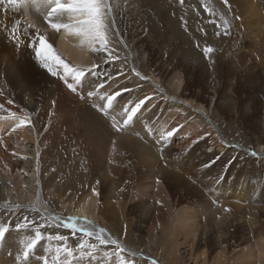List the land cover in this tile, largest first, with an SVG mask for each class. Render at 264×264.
<instances>
[{
  "label": "bare ground",
  "instance_id": "bare-ground-1",
  "mask_svg": "<svg viewBox=\"0 0 264 264\" xmlns=\"http://www.w3.org/2000/svg\"><path fill=\"white\" fill-rule=\"evenodd\" d=\"M26 1L32 2V4L28 6L30 14H28L27 11L22 12L19 7L12 8V6H8L6 7V11L4 13L10 14L5 15L6 21L3 24L4 29L0 27V64L3 63V61H6L3 69L0 68V83L5 86L3 91L13 93V101L17 104L22 103L23 97L30 98L33 102V107L40 108V112H37L38 116H41L44 113V108L42 107L43 105L47 104L52 112V108L55 107L56 110V104L61 100L63 102L67 101L70 96L75 99L78 107L74 114L72 112L71 113L73 114L75 122H77L78 126L80 127L79 131L81 133L82 131L85 132L82 135L84 136L82 141L87 146H90L89 151H87V155L94 163H96V166L99 165V163H102L103 167V162L106 161L105 167L102 168L104 170L103 176L108 174V177H111V180L107 184V179H102V177L95 178L91 182V186L87 187L84 191L68 192L64 186H61L60 189L57 190L56 185L54 184L55 174L54 176L45 178L43 175L44 169H42V166L44 165L43 161H47L46 165L48 166L52 160H55L54 158L59 154L58 150H60L59 148L61 143L64 141L61 139L59 140L56 138V136H41L40 138H37L39 136L37 135L36 129L39 128L36 125L39 124V121H34L31 117L28 118L31 126L28 127L25 134L26 136L23 138V151L17 149V151L14 153V150H12L13 154H7L4 152V150L7 152L8 147H5L3 151H0V225L8 226L10 228V232L7 234L6 240L0 243V261L4 257H10V255H12V259H9V261L14 264L17 254L22 253L23 251L24 242L33 239L35 233L39 231L42 234V239L35 246L33 253L30 254L29 261L25 262V264H42V260H38L37 256L51 257L54 254L53 250L47 251L46 246L50 243L62 244L61 242L64 240L63 239L60 242L48 241L49 239L47 240L44 238L46 237V233L49 232L48 230L55 231L57 234L71 235V237L72 235L74 236L75 234H79L83 237H86L87 239L91 238L98 240L95 235L87 236L79 231L80 228H85L91 232H99L100 229H103L104 238L110 236L112 239L118 240L125 249L123 253L132 259L140 261V263L145 262L146 258L148 262H145L146 264H153V261H155L156 264H160L153 258L147 257L148 255L146 256L142 254L144 252L137 251L131 246V242L128 240L130 239V232L128 230L127 224L124 225V223L120 224L114 220H107L109 217L105 219L103 216L104 214L102 215V212L105 211L103 208H100V201L98 199L99 190L109 186L107 187L109 195L116 196L119 192L118 188L122 187L120 183L117 184L120 176L124 175L126 179L129 175L127 168L115 169L113 164L111 165V159L116 156V149L118 148L117 144L121 142H125L129 148V151L134 157H136L137 152V162H139V164H137L139 168L144 172L143 175L146 179L152 180H149L150 183L147 185L141 184L142 189H140V186L137 185L139 187L137 189L139 190H133L134 192H132L134 194L131 193V197L141 195L143 198L144 196L149 198L148 201L143 200V203L139 202L141 206H143L142 209L146 208L147 212L145 214L149 213L148 210L155 205L158 197H163L162 201L166 202V211L169 212L172 206H170L168 203L167 194H162L165 193L164 191L166 188L159 180L162 178L163 180L167 181L168 184H172L174 181L170 182V178L168 179L166 176L161 175V168H159L155 163L156 160H152V158H155L158 155L159 148H163L166 146V144H168L161 140V134L169 132L168 128L170 129V126L172 125L170 122L172 119H174V121L177 123L185 124L184 129H188L193 132V134L196 133V135H198L196 123L189 124L188 122L180 121V116L183 117V112L188 113L192 117L196 116L197 119L198 117H202L212 128L216 125L214 122L215 112L220 110L218 107H216V111L214 110L215 112H213V110H208L206 107H204L201 102H196L197 104H193L195 101L189 97H184L186 95L182 93L184 90L182 81L183 73L180 70L175 69L172 72V76L168 80H165L167 81L166 83L156 77L155 73L152 71L153 68L151 66L153 65V62H151L149 59L150 55L146 56L147 54H150V49L147 47V42L150 40L148 38H151V36L147 35V32H145V34L141 33V30L144 31L143 23L148 24V31L153 32L156 27V18L155 16L151 15L150 12H154L156 10L161 11L162 9L165 11V16H162L161 18L164 19L166 23V26H164L166 34L173 38V43L175 45L180 43L181 45L178 46H182L184 43L187 45L191 44L195 48H193L195 51L198 49L200 43H202L203 46L212 44V48L215 51L218 49L223 40L222 38L216 36L215 31L213 30L214 25L208 22L209 15L207 10L213 11L214 14L218 13L217 19H219L223 24L225 20H232L229 17L233 18L236 13H240L241 18H257L255 24H251L253 27L252 30L254 29L253 32L251 31V35L253 36L254 40H256V45L262 48L261 46L264 45V2H261L260 0H233L231 3L228 1L225 3V0H212L217 4L215 7L216 9H214L212 6L207 8L208 5L204 0H109L113 8L112 13L110 14L112 21L111 25L106 22L107 19L105 20V23L109 26L108 38L110 43L108 47L113 49L115 57L114 59L109 60L107 53L98 52L95 50L99 48L98 43H90L85 37L76 34L77 28L74 27L75 20H73L69 14L60 13L56 14L52 18L53 22L55 23L70 25V27L67 29L61 28L60 31L57 32L56 30L50 28L47 23H45V15L48 11V5L52 2V0H25V2ZM24 9L26 10L27 7L24 6ZM219 10L223 12L225 17ZM25 15H30V19L27 21L29 28L24 24H19L20 34H18V42L8 40L7 34L4 33L7 32L10 21H16ZM217 22L219 27L222 29V26L218 20ZM247 24L250 23L246 20L245 28H248ZM241 28L239 26V30H241ZM38 34L47 38L48 43L52 44L55 54H57L65 63H67L70 68L82 69L87 74L81 85H75V82L72 80L70 75L66 78V80L61 79L60 77L64 76V71L61 67H53V71L57 73L56 76H53L41 66V63L38 61L35 52L31 47L33 43H36L38 46V41L36 40ZM120 43L122 45H120ZM253 43L255 42L253 41ZM160 47L161 46H159V48ZM167 50L169 51V49ZM6 51H9L10 58H17V61H25L23 65L17 62L21 69L18 75L13 71L15 70V67L11 66V61L14 60H4L6 58L4 54ZM214 51L211 53V55H213L211 58L213 59L217 55ZM200 53L201 55H204L202 52ZM167 57L170 58L171 62L174 60L173 54H170ZM230 57L232 59L234 58L233 56ZM212 62L209 64L211 71L209 78L207 75H204L201 72L202 77L204 81H207L212 89H214V94L216 96L229 99L230 94L222 90H229V88L233 86L234 80L232 75L234 76V69H232V71L229 69H221L219 67L221 65L215 63L212 64ZM262 62L264 63V61ZM233 63L234 64H230H232L236 69H239L243 66V64H237V62ZM7 64H10V69H7ZM259 64L260 62L258 65ZM94 65H96V67H94ZM170 65L171 64H168L169 67ZM144 66L147 67V72L145 73L142 69ZM249 66H251V64ZM249 66H245L246 68L244 71L248 70V68L251 70L254 69V65L253 68H250ZM171 68L173 67L171 66ZM4 70L6 75L3 76ZM222 70L228 71L227 73L231 72L232 74H226L224 76V72H222ZM207 71L209 72L208 69ZM244 71L241 70L240 72L244 73ZM246 73L245 75L248 78L246 81L248 84L247 86L251 90L249 92V97L246 101H242L241 99L236 100L234 104L235 110L232 112L239 113L238 118H241V120L244 122L245 130L247 129L251 132L256 129L255 125L253 124V118H258V110L261 108V116L263 121L260 122V126L264 130V91L259 90V88L264 85V81H259L253 78L252 73ZM58 80L61 82V85H58ZM67 83H73L76 87V91H70L66 86ZM100 85L103 86L100 87ZM238 87L239 86H237V88ZM89 91L95 94L89 97ZM117 92L122 94L115 98L113 105L109 109L102 111L104 105L107 103V96L114 95ZM82 96L83 99L81 98ZM140 100H146L147 106L143 105L133 118V121L125 126L123 121L127 119L128 115V112L125 111V106H127L128 111H130L131 107H134L135 104ZM162 102L165 104V107L162 106L163 109L160 107V103ZM177 110L180 111V114L176 115L174 112H177ZM148 111L149 116L147 115ZM4 113L5 112H0L1 132L5 127L3 124L5 119V116L3 115ZM59 113L60 112H53L52 115L54 118H57L58 115H61ZM176 116L178 117L177 119H175ZM7 117L10 119L12 116L8 115ZM51 121L54 123L53 120ZM58 123L59 122L56 124L59 125ZM154 123H156V125H154ZM65 124L66 121H62L60 125L56 127L62 128ZM169 124L170 126L165 128ZM51 127H49V129ZM117 128L120 130L117 131ZM47 130L44 129L46 133ZM64 134L65 133H63V135ZM60 136H62V134ZM221 136L223 138L221 143H223L224 146H229L230 143L228 137L223 130L221 131ZM262 141L263 144L257 145L258 149H253L255 150V157L249 158L252 162L255 161L257 163L256 167L245 168V165H243L240 167L238 172H250V174L252 173L254 175L253 177L256 178L257 176L258 181L254 186H256L257 189L262 188L264 190V139ZM110 143L116 147L115 149L108 151L105 148L108 147ZM41 145L44 146V149H40ZM224 146H222L223 151L225 149ZM235 146L236 148L241 147L250 155H253L254 153L251 151L252 149L250 147L245 146L242 143H237ZM208 150H210V147L207 146L206 151ZM234 153L235 152H233V154ZM15 154H21L24 164L22 169H16L13 174L9 171L11 164H9L8 161L10 158L9 156L13 155L15 157ZM211 157L213 156H208V161L211 160ZM57 159L55 163L60 161L59 157ZM228 160L229 159H226V161ZM165 164L167 166L166 162ZM208 167L207 169L209 171H205V173L202 175L203 177L212 176L211 174L215 173L216 171L219 172L221 168H223V165L220 164L219 161H216L215 164L213 163L212 166L210 164ZM47 168L48 167H46V169ZM102 169L99 171H102ZM165 173L170 174L167 172ZM188 176L189 175H186V177ZM176 177L178 178V176ZM100 179L104 182V184L102 182L101 186L98 185ZM68 184L71 187L82 186V183H79V181L75 183L68 182ZM124 184L126 185V182ZM172 185L176 187V189L181 188L183 191L186 189L182 185V182H178L176 184L174 183ZM239 187L244 188H239L240 190L238 191H234V188H229V195L226 193L228 195L227 198L223 197L221 194H218L219 192H214L213 195L209 193L207 195H210L209 197H211V199H204V201H201L200 204L197 205L193 204L195 206L193 209L191 208L192 206L188 207L190 204L186 206L182 205V208L175 210L172 214H170L168 218L169 221H166L165 224L160 223L158 225L160 229H163L162 234L164 233L165 238L167 239V242H164L166 243L167 247L165 250L163 249L161 251V254L164 253L162 254L164 260L170 261L168 264H186L183 261L182 255H180V246L186 243L189 245V247H191V249H193L194 242L196 241V237L199 233H201L202 236L207 239L206 243L208 244V238L211 237L209 234L214 232L216 233V237L218 233H221L225 228H228V224L230 223V221H228V219H230L228 216L231 215V210L227 212L228 209L237 210L240 209L242 205L248 203V208H252L254 210H252V212H254L255 215L258 214V210L261 207L258 205H250L249 202L254 200L255 202L252 204H258V202H260L259 196L262 195L264 191H259V193H256L251 192L250 189H248L249 192L247 193L245 190L246 186L244 184L240 185ZM223 189L224 190L222 193H224L226 188ZM93 190H95L96 194H94ZM129 191L130 190H124L123 192H120L122 194L121 197L124 196L126 198L125 193L127 192L128 194ZM151 191H154L153 193L156 192V195H153ZM140 192H142V194H140ZM252 197H256V200L252 199ZM125 202L119 201V204L122 206V208H125ZM70 222H75V227L77 229L76 231H73L72 228L65 226ZM20 224L25 226L21 227L19 231H17V225ZM118 226L120 227L118 228ZM247 226L249 228L248 233L252 235H249L248 240L246 239L247 243L249 244L245 246V248H240L241 250H238V252L233 255L232 260L236 261L235 264H264V239H260L264 237V231H258V228H253L251 225ZM210 227L212 231H209ZM116 228L117 231H120H118V235H121V238L115 235L116 233L114 234L113 231ZM148 235L150 238H152V241L157 239V237L152 233ZM75 236L79 237L78 235ZM255 237H257V240H255L256 242L253 243L252 239H255ZM68 238L70 239V237ZM122 238L124 241L121 240ZM8 239H10V242L7 241ZM228 239L229 238L226 237L217 239L219 242H221V244H216V248H218L219 251L213 258V264H222V258H224L225 255V249L223 248V245L229 241ZM64 245L63 247H66L65 243ZM108 245L115 247L111 244ZM196 245L198 248L199 244L197 243ZM207 249L209 250L208 247ZM205 252L206 251L204 249L201 250L203 261L202 264L205 262ZM59 258L61 257L59 256ZM53 260L50 262V264H53ZM4 262L2 261L0 264H4ZM196 263L197 259L195 257L194 264ZM108 264H110V262Z\"/></svg>",
  "mask_w": 264,
  "mask_h": 264
},
{
  "label": "rangeland",
  "instance_id": "rangeland-1",
  "mask_svg": "<svg viewBox=\"0 0 264 264\" xmlns=\"http://www.w3.org/2000/svg\"><path fill=\"white\" fill-rule=\"evenodd\" d=\"M199 1H201V0H199ZM204 1H206V4L208 5V7H207L204 4L207 8H210V6H212V7H214V9H216L215 7L217 4L214 1H212V0H204ZM227 1L229 3H231L233 0H227ZM260 1L264 2V0H260ZM219 11H221V10H219ZM207 12H208V15L210 16V17L208 16V22L210 24L212 23V25H214L213 30L215 31L216 36L222 38V40H223V42H221V44L219 45L218 49L214 51L217 54L216 57H214V59L211 58L213 56L211 54L208 58H206L204 55H201V53H200V52H202V54H204L203 48L205 46L212 47L213 46L212 44H208V45L203 46L202 43H200V45L198 46V49L195 51H194L195 48L191 44L187 45L184 43V44H182V46H178V45H181V43H180L178 45H175L173 43V38H171L168 34H166V30L164 28V26H166V23H165V20L161 18L162 16H165V11L162 9H161V11L156 10L154 12H150V14L155 16V18H156L155 30L153 32L148 31V28H147L148 24H145V23H143L144 31L141 30V33L145 34V32H147V35L151 36V38H148L150 40H148V42H147V45H148L147 47L150 49V54H147L146 56L150 55L149 59L151 62H153V65H154V66L153 65L151 66L153 68L152 71L155 73L156 77H158L164 83H166L167 81H165V80H168L172 76V72L175 69L180 70L183 73L182 81H183V89L184 90L182 91V93L186 95L184 97H189L190 99L195 101V102H193V104L194 103L197 104V103L201 102V104L204 105V107H206L208 110L209 109L213 110V112L216 111V107H218V109L220 110V111L215 112L214 122L216 125H215V127H212V128L208 124V122L206 120H204L202 117H198V119H197L196 116L192 117L188 113L183 112V117L180 116V121H185V122H188L189 124L190 123H192V124L196 123L198 135H196V133L193 134V132H191L188 129H184L185 124L177 123L174 121V119H172L170 122V124H172L171 126L169 124L165 127V128H167L170 126V129L168 128L169 131H173V130H177V129L178 130L175 131L173 136L168 138V140L166 141V143H168V144H166L165 147L159 148L158 155L155 158H152V160L157 161V162L155 161V163L157 164V166L159 168H161V175L166 176V178H168V179L170 178V180H169L170 182L174 181L172 184L182 182V185L186 189L184 191L181 190V188L176 189V187H174L171 183L168 184L167 181H165L161 178V180H159V181L166 188L164 191L165 193H162V194H167L168 203L170 206H172V208L169 210V212L166 211L167 210L166 202L162 201L163 197H158L155 205L148 210L149 213L145 214L147 212V210H146V208H143L144 209L143 210L142 209L143 206H141V204L139 202L143 203L144 201H148L149 198L147 196H144V198H143L141 195L140 196L138 195L139 197L138 196L131 197V195L134 194L133 190H139V189H137V188H139L138 186H140V189H142L141 184L147 185L150 183L149 180H152V179H146L144 177V175H143L144 172L138 166L139 162H137L138 161L137 152H136V157H134L133 154L129 151V148L125 144V142H121V143L117 144L118 148L116 149V156L111 159L112 160L111 165L113 164L115 169L116 168H127L129 175L130 174L131 175L130 176L128 175V177L126 179H125L124 175L120 176L117 184L120 183V185L122 187L118 188L119 192L116 196L109 195L108 189H107V187H109V186L105 187L102 190H99V195H98V199L100 201V208H103V210L106 212V213L102 212V215L104 214L103 215L104 218L107 219V217H109V219H107V220H110V221L114 220L120 224L124 223V225L127 224L128 230L130 232V239H128V240L131 242L130 243L131 246L134 247L135 250H137V251L144 252V253H142V252L141 253L146 255V256L148 255L147 257L153 258L154 260H156L160 264H168V263H170V261L164 260L163 256H162V254H164V253L161 254V251L163 249L165 250V248L167 247L166 243H164V242H167V239L165 238V234L164 233L162 234L163 229H160L158 227V225L160 223L165 224L166 221H169L168 218H169L170 214H172L175 210H179L180 208H182V205L186 206V205L190 204V205H188V207L192 206L191 208L193 209L195 207L193 204L197 205V204H200L201 201H204V199H206V200L211 199V197H209L210 195H207V194L210 193L211 195H213L214 192L215 193L219 192L218 194H221V195H223V197L227 198V196L229 195V192H230L229 188H234L233 189L234 191H238V190H240L239 188H242V189L244 188V187H239L242 184H244L246 186L247 189L245 188V190L247 193L249 192L248 189H250L251 192H256V193H259V191H261V192L264 191L262 188L257 189L256 186H254L255 183L258 181L257 176H256V178L253 177L254 175L252 173L250 174V172H241V173L238 172L240 167H242L243 165H245V168L256 167L257 163L255 161L252 162L249 159V158H254L255 155H250L241 147L236 148V146H235V144H237V143H242L243 145L250 147L252 149L251 151L254 152L255 150H253V149H258V147H257L258 144H263L262 140L264 139V130L260 126V122L263 121V118L261 116L262 110H261V108H259L258 118H255V119L253 118V124L255 125L256 129L254 131H251V132L248 131L247 129L245 130L244 122L241 120V118H238L239 113L232 112L233 110H235L234 104H235L236 100L241 99L242 101H246L247 98L249 97V92L251 90L247 86L248 84L246 81L248 78L245 75L246 72L252 73L253 78H255L259 81H264V78H263L264 77L263 76L264 75V63L262 62V61H264V45L261 46L262 48H260V46L258 47L256 45L257 44L256 40H254L253 36L251 35L252 34L251 31L253 32V30H254V29L252 30V28H253L252 25L255 24V21L257 20V18L252 17L251 19L249 18L250 19L249 20V19H245V17L241 18L240 13H236L233 18L229 17L232 20H229L227 18L228 19V21H227L228 22V29H227V31H225V29L223 28L224 24L219 19H217L218 13L214 14V12L210 11V10H207ZM221 13L223 14L222 11H221ZM221 13H219V14L222 15ZM224 17H225V15H224ZM216 19L221 24L222 29L219 27ZM142 20H141V22H142ZM246 20L250 23V24H247L248 28L247 27L245 28ZM111 21L112 20H111V17L109 15L106 22H108L111 25ZM239 26H240V28L242 26L241 30H239ZM253 41L255 43H253ZM170 44H173L174 46L170 45ZM30 45H31V43H30ZM120 45H122V44L120 43ZM159 46H161V47L159 48ZM167 49H169V51ZM258 51H259V53H258ZM262 51H263V53H262ZM160 52H161V54H160ZM177 52H179V53H177ZM184 52H185V54H184ZM215 53H213V54H215ZM4 54L6 56V58L4 60H7V59L8 60L9 59L14 60V61H11V66L15 67V70H13V71L18 75L19 72L21 71V69L18 66L17 62L19 64L23 65L25 61H23V60L17 61V58L16 59L10 58L9 51H6ZM170 54H173V56H174V60L172 62H171L170 58L167 57ZM230 56H233L234 58L232 59ZM161 59H162V61H161ZM165 59H167V60H165ZM210 62H212V64L215 63L218 65H221V66H219L221 69H225V70L229 69L230 71H232V69H234V76L232 75V78L234 80L233 86L231 88H229V90L228 89L222 90V91L228 92L230 94L229 99H225L224 97L222 98L220 96H216L214 94V89H212V87L210 86V84L207 81L206 82L204 81L201 72L204 75H207L209 78L210 73H211L210 67H209V64H211ZM233 62H237V64H243V66H242L243 68L242 67L239 69L234 68V66L232 65V64H234ZM259 62H260V64L258 65ZM230 63H232V64H230ZM5 64H6V61H3V63L0 64V68L3 69V66ZM168 64H171L170 67L168 66ZM250 64H251V66H249ZM244 65L249 66L250 68H253V65H254V69L251 70L247 67L248 70L244 71V69L246 68ZM171 66L173 68H171ZM7 69H10V64H7ZM142 69H143L144 73L147 72V67L144 66ZM196 69H198V70H196ZM207 69L209 70V72L207 71ZM241 70H243L244 73H241L240 72ZM222 72H224L223 73L224 76L226 74L227 75L232 74L231 72L227 73L228 71H224V70H222ZM259 73L262 75H260ZM4 75H6L5 70L3 71V76ZM157 75H159V76H157ZM58 81H57L58 85H61V82L60 81L58 82ZM237 86H239V87L237 88ZM4 87L5 86H3V84L0 83V102H1L0 103V105H1L0 106V112H5L3 114L5 116L4 117L5 118L4 123H3L5 127L2 129L3 130L2 132L0 130V133H2V134H0V146L2 145L0 147V151H3L5 147H8L7 152L4 150V152L7 154H10V153L13 154L15 151H17V149H20V151H23V149H24L23 138L26 136L25 135L26 130L28 129L29 126H31L30 122L28 121V118L31 117L34 121H39L38 122L39 124H41V125L43 124L42 126L39 125L38 123H37L38 125H36L39 128V129H36L37 135L39 136V137L36 136L37 138H40L41 136H50V137L56 136V138H58L59 140L61 139L64 141L61 143V146L59 148L60 150H58L59 154H60V155L59 154L57 155L60 158V161L57 162L58 165H57V163H55L56 159L58 158L56 156L54 158L55 160H52L50 162L51 164L49 163V165L47 166L46 165L47 161H43L44 165L42 166V169H44L43 175L45 176V178H48L49 176H54V174H55V183L54 184L56 185L57 190L60 189L61 186H64V187H66L68 192L84 191L87 187L91 186V182L95 178H98V177H100V178L102 177V179H104V178L107 179L108 180L107 184L109 183V181L111 180V177H108V174L104 175L105 176L104 177L103 176L104 170L102 169L105 167L106 161L103 162L104 163L103 167H102V163L101 164L99 163V165L96 166V163H94L92 161V159L87 155V151H89L90 146H87L82 141V139H84V136H82V135L85 132L82 131V133H81L79 131L80 127L78 126V123L75 122L74 117H73V114L76 112L75 110L78 107V104L75 102V99H73L70 96V98H68L67 101L63 102L61 100L60 102H58L56 104V110H55V107L52 108V112H51V109L49 108V106L47 104L43 105L42 107L44 108V113L41 116H38L37 112H40V108L39 107H33V102L30 98L23 97L22 103L17 104L16 102L13 101V99H14L13 93H8L7 91L4 92L3 91ZM201 88H202V90H201ZM203 89H204V91H203ZM205 90H207V91H205ZM259 90L264 91V85L262 87H260ZM9 101H11V102H9ZM69 102L71 103V105ZM162 103H160L161 109H163V107H165L164 102H162ZM145 105H146V103H145ZM66 108H67V110H66ZM69 110H71V111H69ZM53 112H60L59 114H61V115H58L57 118H54V116L52 115ZM174 113H176V115H177V114H180V111L177 110V112H174ZM8 115H10L12 117H10V119H8V117H7ZM147 115L149 116V111L147 112ZM177 118L178 117L176 116L175 119H177ZM47 120H48V122H47ZM51 120H53V122L55 124L52 123ZM22 121H23V123H21ZM62 121H66V124L62 128L59 127L60 128L59 129L56 126H59ZM57 122H59L58 123L59 125L56 124ZM48 123H49V125H48ZM154 125H156V123H154ZM49 127H51L50 128L51 130L49 129ZM53 128H54V130H53ZM67 128H69V129H67ZM77 128H78V131H77ZM249 128H250V126H249ZM44 129L45 130L49 129V130H47V133H46L44 131ZM222 130L226 133V135L228 137V140L230 143L229 146H227V145L224 146V144L221 143L223 140V138L221 136ZM67 132H70V133H67ZM54 133H55V135H54ZM63 133H65V134L63 135ZM61 134H62V136H60ZM165 134H166V132H165ZM74 135H76V136H74ZM63 136H65V137H63ZM75 138H76V141H75ZM42 144H44V143H42ZM62 144H63V146H62ZM110 145H112V143H110ZM110 145L108 147H106L105 149L108 151L115 149L116 146H113V145L110 146ZM207 146L210 147V150H208V151H206ZM222 146H224V148H225L224 151H223ZM122 147H123V150H122ZM157 147H159V146H157ZM41 148L44 149V146L41 145L40 149ZM12 150H14L13 153H12ZM195 152H197V153H195ZM233 152H235V153L233 154ZM201 154H203L204 156ZM208 156H213V157H211L210 161H208V159H209ZM9 157L10 158H9L8 162H9V164H11V166H10L11 170L9 169L10 173L14 174L16 169H22L23 168L24 162H23L21 154L20 155L15 154V157L13 155H11ZM190 157H191V159H190ZM226 159H229V160L226 161ZM103 160H104V157H103ZM132 161H133V163H132ZM160 161H161V163H160ZM216 161H219V163L223 165V168H221L220 171L218 170L219 172L216 171L215 173H212L211 174L212 176H208V177L204 176L203 177L202 175L205 173V171H209L207 169L208 165L211 164V166H212L213 163L215 164ZM165 162L167 163V166H166ZM0 166H1V164H0ZM46 167H48V168L46 169ZM180 168H182V169H180ZM100 169H102V171H99ZM137 169H138V171H137ZM165 172L170 173V174H166ZM186 175H189V176L186 177ZM176 176H178V178ZM234 178H236V179H234ZM122 180H123V183H122ZM178 180H180V181H178ZM78 181H79V183H82V186H79V187H73L72 186L71 187L68 184V182H71V183L74 182L75 183ZM102 182H103V180L100 179L98 185L101 186ZM125 182H126V185L124 184ZM139 183H140V185H139ZM103 184H104V182H103ZM134 185L136 186V188ZM223 188H226L224 193H222L224 190ZM124 190L125 191L130 190L128 192V194H127V192L125 193L126 198L124 196L121 197L122 194L120 192H123ZM151 192L153 195H156V192L155 193H153L154 191H151ZM140 194H142V192H140ZM172 194H173V196H172ZM224 194H226V195H224ZM143 195H144V193H143ZM259 197H260V199H259L260 202H258V204H252L255 202L254 200L252 202H249L250 205H258L261 207L258 210V214L255 215L254 212H252L253 209L252 208L250 209V207L248 208V203L242 205L241 208L237 209V210L228 209L227 212L229 210H231L230 211L231 215L228 216V218H230V219H228V221H230V223L228 224V228H225L223 232L218 233L216 235V237H215L216 233H214V232L212 234H209V236L211 235V237L208 238V241H209L208 244L206 243L207 239L204 236H202L201 233H199L198 236L196 237V241L194 242L193 249H191V247H189V245L186 243L184 245H181L180 246L181 247L180 255H182L183 261L186 264H194L195 257H196V259H197L196 264H202L203 261H202L201 250L204 249L206 251L205 252L206 255L204 258V261H205L204 264H213V258L216 256L217 252L219 251V249L216 248V244H218V245L221 244V242H219L217 239L226 237V238H229L228 239L229 241L225 245H223L224 246L223 248L225 249V251L223 250L225 252V255H224V258H222V264H225V263L226 264H235L236 261L232 260L233 255L236 252H238V250L245 248V246H247L249 244V243H247V240L249 238V235H251V234L248 233L249 228L247 225H251V227H253V228H258V231H260V230L264 231V192ZM252 199L256 200V197H252ZM105 200H106V202H105ZM119 201H124V202L126 201L125 206H124L125 208H122V206L119 204ZM157 204H158V206H157ZM232 205H234V204H232ZM154 207H157V208H154ZM152 208H154V209H152ZM146 215H147V217H146ZM151 217H153V218H151ZM238 217H239V219H238ZM119 227L120 226H118V228ZM155 229H156V231H155ZM115 230L113 231L114 234L116 233L115 235H117L119 238H121V235H118L119 230L117 231V228ZM48 231L49 232L46 233V237H44L47 240L49 239L48 241L60 242L63 240V239L59 240V241L56 240L55 239L56 236H61L64 238V240L61 242L62 244L50 243L46 246L47 251L53 250L54 254L53 255L51 254L52 255L51 257H39V256H37L38 260H40V259L42 260V264H43V258H47L48 264H50V262L57 256V252H56L57 248L61 249V251H60L61 253H59V256L61 257L60 261L61 260L62 261L60 264H97V263L98 264H105V262H106V264H108L109 262H110V264H119V261L117 260V257L115 255L117 249L113 246H110L108 244H101L98 240L91 239V238L87 239L86 237H83L79 234H75V235H78L79 237H82V238H79L75 235L74 236L72 235V237H71V235H67V234H57L55 231H51V230H48ZM209 231H212L211 227H210ZM150 233L154 234L157 237V239L155 241H152V238L149 237L148 234H150ZM158 236H159V238H158ZM50 237H51V239H50ZM68 237H70V239ZM207 237H208V235H207ZM161 238H162V240H161ZM10 239H8L7 241L10 242ZM260 239H264V237L260 238ZM121 240H123V238ZM252 240H253L252 242L255 243L256 242L255 240H257V237H255V239H252ZM196 242L199 244L198 248L196 247L197 246ZM64 243L66 244V247H63ZM250 243H251V241H250ZM81 244L84 245L83 248L80 247ZM207 247L209 248V250L207 249ZM65 249L72 252V255L67 256L66 259H65V257H66ZM246 249H248V248H246ZM229 251H230V253H229ZM6 257H4L0 262L5 261L4 264H13L12 262L9 261V259H12V255H10V257L9 256H6ZM121 257L124 259L125 264H142V263L146 264L145 262H147V259L145 258L146 261L144 260L145 262L140 263V261L132 259L131 257L127 256L124 253H121ZM14 264H17L16 260H15ZM149 264H151V263H149Z\"/></svg>",
  "mask_w": 264,
  "mask_h": 264
},
{
  "label": "snow or ice",
  "instance_id": "snow-or-ice-1",
  "mask_svg": "<svg viewBox=\"0 0 264 264\" xmlns=\"http://www.w3.org/2000/svg\"><path fill=\"white\" fill-rule=\"evenodd\" d=\"M5 2L17 5L21 2V0H0V5H3ZM227 3V0H225ZM113 8L109 0H52V2L48 5V11L45 15V23L48 26L57 32L60 31L61 28H69L70 25L63 23H55L53 22V17L56 14L67 13L70 17L75 20L74 27L77 28V35L85 37L90 43H98L99 48L95 49L98 52H105L108 54V59H114L113 49L109 48V26L105 23V20L112 13ZM224 29L227 31L228 22L225 20ZM19 30V21H17L11 28L10 38L14 41L19 40L17 32ZM36 40L38 41V46L36 43H33L31 47L33 48L35 55L38 61L41 63V66L44 67L51 75L56 76L57 73L53 71V67H61L64 71V76L60 78L66 80V78L70 75L72 80L75 82V85H81L83 83L84 78H86V73L82 69H72L69 67L67 63H65L57 54L54 52V48L52 44L48 43L47 38L43 35H37ZM18 46V44H17ZM214 51L212 47L205 46L203 48V53L206 58L210 56V54ZM96 67V65H94ZM143 78V77H142ZM73 83H67L66 86L70 91H76V87ZM103 85H100L102 87ZM95 93L89 91L88 96L91 97ZM122 93L117 92L114 95L107 96V103L104 105L102 111H106L113 105V101L117 96H120ZM83 99V96L81 97ZM150 99V98H146ZM11 102V101H10ZM146 100H140L135 104L134 107H131L130 111H128L127 106H125V111L128 112L127 119L123 121L124 125L127 126L133 118L137 114V112L141 109L143 105H145ZM23 123V121L21 122ZM120 129L117 128V131ZM178 130V129H177ZM169 131L166 134H161V140L167 141L169 137L173 136L175 131ZM255 155V153H253ZM94 194L95 190H93ZM25 225L20 224L17 225V231L21 227ZM66 227L72 228L73 231H76L75 222H70L65 225ZM80 232L84 233L87 236L95 235L101 244H111L114 245L117 249L115 255L119 264H125L124 259L121 257V253L125 251L123 245L119 243L118 240L112 239L110 236L104 238V230L100 229L99 232H91L85 228H80ZM10 232V228L8 226L0 225V243L4 242L7 238V234ZM42 239V234L37 231L34 235L33 239H30L24 242V247L22 253H18L16 256L17 264H25V262L29 261L30 254L33 253L35 246ZM51 239V237H50ZM56 240L64 239L61 236H56ZM84 247L83 244L80 246ZM61 249L57 248V256L53 260V264H60L59 253ZM66 257L71 256L72 252L65 249ZM43 264H48L47 258H43ZM153 264H156L153 261Z\"/></svg>",
  "mask_w": 264,
  "mask_h": 264
}]
</instances>
